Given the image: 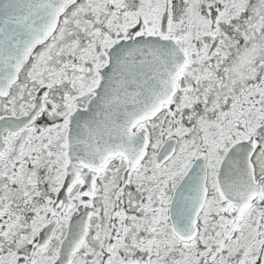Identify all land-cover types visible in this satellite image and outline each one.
<instances>
[{
	"label": "snow or ice",
	"instance_id": "1",
	"mask_svg": "<svg viewBox=\"0 0 264 264\" xmlns=\"http://www.w3.org/2000/svg\"><path fill=\"white\" fill-rule=\"evenodd\" d=\"M0 264H264V0H0Z\"/></svg>",
	"mask_w": 264,
	"mask_h": 264
}]
</instances>
